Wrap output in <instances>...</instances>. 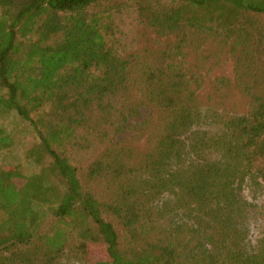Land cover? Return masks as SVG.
I'll use <instances>...</instances> for the list:
<instances>
[{
  "label": "trees",
  "instance_id": "1",
  "mask_svg": "<svg viewBox=\"0 0 264 264\" xmlns=\"http://www.w3.org/2000/svg\"><path fill=\"white\" fill-rule=\"evenodd\" d=\"M126 11L144 35L132 50ZM208 42L247 110L186 138L199 83L186 56ZM12 111L38 168L0 162V264L85 259L91 243L107 255L95 264H264L242 194L264 182V0H0V116ZM12 145L0 126V152Z\"/></svg>",
  "mask_w": 264,
  "mask_h": 264
},
{
  "label": "rangeland",
  "instance_id": "2",
  "mask_svg": "<svg viewBox=\"0 0 264 264\" xmlns=\"http://www.w3.org/2000/svg\"><path fill=\"white\" fill-rule=\"evenodd\" d=\"M117 21V35L122 46L126 50L140 47L144 42V35L135 15L131 11H126ZM185 64L188 72H195L199 77L196 87L195 119L193 117V122L189 131L185 133V137L192 138L195 135L208 139L219 132L224 118L244 113L247 110V99L234 85V66L229 54L225 49L221 50L216 47L215 43L208 42L197 51L190 52L186 56ZM132 120H136V117ZM0 126L13 138V145L0 152V162L17 164L24 175L36 171L37 164L27 156V151L38 142L29 122L21 119L12 111L0 116ZM122 135L129 137L130 132H124ZM135 144L138 150H142L145 145L144 138H140ZM188 157L194 159L192 154H189ZM174 163L173 159L171 161L172 168H174ZM17 181L21 182V180L15 179L16 183ZM242 194L252 204L251 213L247 218L248 222H245L248 227V239L255 243L264 232V182L258 184V187H244ZM171 197V194L166 192L157 203ZM167 206L171 205L167 204ZM185 212L187 211L179 207L174 210L173 215L178 220H181L180 218L189 220L190 217L186 218ZM106 259L107 255L104 249L91 243L87 245L85 259L75 250L70 249L64 255L62 264H84L85 260L88 264H95Z\"/></svg>",
  "mask_w": 264,
  "mask_h": 264
}]
</instances>
